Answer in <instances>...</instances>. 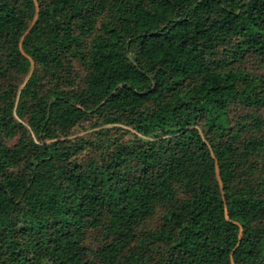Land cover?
Returning a JSON list of instances; mask_svg holds the SVG:
<instances>
[{"label":"trees","instance_id":"16d2710c","mask_svg":"<svg viewBox=\"0 0 264 264\" xmlns=\"http://www.w3.org/2000/svg\"><path fill=\"white\" fill-rule=\"evenodd\" d=\"M0 264H264V0H0Z\"/></svg>","mask_w":264,"mask_h":264},{"label":"rangeland","instance_id":"374dc122","mask_svg":"<svg viewBox=\"0 0 264 264\" xmlns=\"http://www.w3.org/2000/svg\"><path fill=\"white\" fill-rule=\"evenodd\" d=\"M84 133H85L84 130H82V129H80V128H77V129H75V135H74V137H75V136L82 135V134H84Z\"/></svg>","mask_w":264,"mask_h":264}]
</instances>
